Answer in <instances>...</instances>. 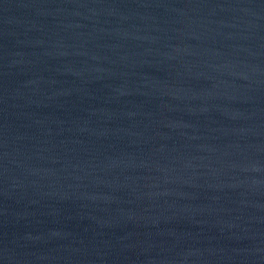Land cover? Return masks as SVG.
<instances>
[{
    "label": "water",
    "instance_id": "1",
    "mask_svg": "<svg viewBox=\"0 0 264 264\" xmlns=\"http://www.w3.org/2000/svg\"><path fill=\"white\" fill-rule=\"evenodd\" d=\"M0 264H264V0H0Z\"/></svg>",
    "mask_w": 264,
    "mask_h": 264
}]
</instances>
